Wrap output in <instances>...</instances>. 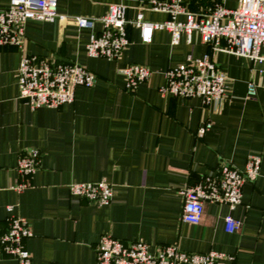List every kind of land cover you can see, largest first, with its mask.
<instances>
[{
	"label": "crops",
	"instance_id": "crops-1",
	"mask_svg": "<svg viewBox=\"0 0 264 264\" xmlns=\"http://www.w3.org/2000/svg\"><path fill=\"white\" fill-rule=\"evenodd\" d=\"M9 1L0 0V8ZM55 1L64 20L27 21L18 48L0 47V226L11 215L26 221L31 236L24 247L32 264H95L103 235L143 242L149 253L175 245L184 253L230 257L218 264H264V62L210 52L196 32L188 40L181 33L172 44L167 31L154 30L151 41L142 43L131 25L118 59L89 58L85 45L100 32L99 19L109 5H122L130 21L140 14L143 22L162 23L168 15L151 10L152 0ZM182 2L190 12L212 3L236 6V0ZM73 17L92 25L78 29ZM23 54L77 64L94 75V83L76 87L70 104L31 111L17 100L16 69ZM207 54L227 78L222 101L202 105L198 98L160 95L166 70ZM130 64L147 67L150 76L127 92L119 70ZM248 82L255 86L253 97H245ZM205 123L210 127L198 137ZM29 149L38 151L39 165L28 187L17 192L16 161ZM249 155L260 157L259 175L243 183L237 206L206 202L197 225L180 220V189L215 176L223 164L242 170ZM101 180L113 193L107 205L68 192L70 183ZM227 216L240 223L237 231H226ZM0 264L16 263L3 256Z\"/></svg>",
	"mask_w": 264,
	"mask_h": 264
},
{
	"label": "built area",
	"instance_id": "built-area-1",
	"mask_svg": "<svg viewBox=\"0 0 264 264\" xmlns=\"http://www.w3.org/2000/svg\"><path fill=\"white\" fill-rule=\"evenodd\" d=\"M151 10L163 12L168 19L162 23H146L137 14L133 21L125 17L122 5H109L99 19L101 30L91 34L85 45L89 58L116 60L128 46L126 26L131 25L140 32L142 43H149L154 30H165L175 44L181 33L188 40L196 32L210 52H222L255 62H264V0H236L233 9L212 3L204 11L190 12L182 0H152ZM177 16H183L178 21ZM64 20L57 15L55 0H10L0 8V47H19L27 21L53 22ZM78 28H90L92 21L81 17L70 19ZM124 79L123 89L132 92L140 83L147 81L150 70L141 65H126L119 70ZM263 78L264 71L260 72ZM94 75L77 64L52 63L49 60L23 54L16 69L17 100L29 110L38 108L56 109L73 102L76 87L89 88ZM160 95H171L180 99L198 98L202 105L219 103L226 97L227 78L219 71L210 56L186 57L184 62L164 72V85L158 89ZM255 86L246 84L245 97H253ZM205 123L197 129L200 137L209 129ZM261 159L249 155L242 170L223 164L213 177H202L195 185L179 190L182 198L180 220L189 225L200 221L203 204H225L233 209L240 203L241 187L253 182L259 175ZM39 165V153L29 149L16 161V173L20 183L14 188L19 192L28 187L29 177ZM71 196L81 197L96 206L107 205L112 198V189L104 181L95 183H70ZM11 212L12 207H6ZM227 232H235L240 223L227 216L223 219ZM31 236L26 221L16 215L7 217L5 226H0V257L12 258L16 264H32L24 247V240ZM230 259L222 253L207 252L191 254L181 252L175 245L159 247L149 253L147 245L140 241L124 243L103 235L96 245L95 264H218Z\"/></svg>",
	"mask_w": 264,
	"mask_h": 264
}]
</instances>
